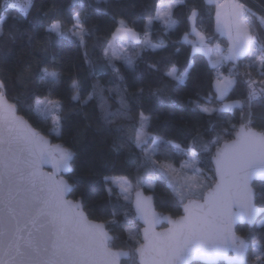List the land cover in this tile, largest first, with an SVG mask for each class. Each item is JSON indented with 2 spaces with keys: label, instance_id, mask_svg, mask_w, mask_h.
I'll return each instance as SVG.
<instances>
[{
  "label": "trees",
  "instance_id": "1",
  "mask_svg": "<svg viewBox=\"0 0 264 264\" xmlns=\"http://www.w3.org/2000/svg\"><path fill=\"white\" fill-rule=\"evenodd\" d=\"M163 2L172 3L174 26L167 27L156 19ZM242 2L248 7L250 29L264 42V0ZM9 4L0 0V13L6 17L4 34L0 36V78L6 85L4 93L36 129L74 153L72 172L68 175L74 186L70 196L82 200L90 218L106 223L114 237L112 247L131 251L130 258L124 259L122 264H138L133 250L139 245L137 241L141 242V225L132 200H124L119 187L109 177L123 175L135 179L147 161L152 165L146 152L153 144L158 149L157 161L180 166L189 156L186 149L192 144L197 166L208 181L200 187L199 196H190L187 200L201 198L215 181L213 158L220 146L231 140L242 125L264 132V99L260 98L259 83L264 81V76L250 67L249 58L245 57L248 66L235 77L226 96L239 101L240 105L221 108L214 87L216 68L192 42L196 39L195 27L210 42L219 41L224 47L228 46L227 37L215 30L217 5L214 0H32L27 14ZM194 8L197 16L193 21L189 17ZM76 13L89 30L84 44L67 35ZM54 19L62 22L64 36L45 31ZM122 19L140 33V39L127 44L121 52V57L136 61L135 71L125 59L105 56L109 38ZM149 20H152L150 26ZM144 42L156 47H144ZM29 63L31 79H22L21 68ZM149 63L157 64L161 71L150 72ZM113 65L119 69V74L113 71ZM173 65L177 75L190 67L188 78L181 82L164 76ZM43 67L61 70L57 84L49 87L41 82L39 68ZM246 73H251L257 81L258 98L251 105L247 102ZM73 81L78 82V88L71 87ZM138 88H143V92H138ZM156 89H162V94L153 95ZM43 98L60 101L57 115L64 117L60 122L69 130L66 137L55 134L52 116H44L39 111L37 100ZM173 100L176 103H172ZM197 104L216 111L201 112ZM141 113L150 118L148 125L176 124L177 127H167L164 131L176 128L187 143L177 149L164 142L169 140L166 137L159 143L151 137L138 147L132 130L139 127ZM119 145L123 146L115 150ZM146 173L147 178L153 180V186L142 183L140 188L152 194L160 214L180 216L186 200H181L172 188L169 176L161 174L156 164ZM253 185L256 204L264 208V181H255ZM236 230L250 244L248 264H253L252 246L258 244L264 252V223L239 224ZM258 264H264V259Z\"/></svg>",
  "mask_w": 264,
  "mask_h": 264
},
{
  "label": "snow or ice",
  "instance_id": "2",
  "mask_svg": "<svg viewBox=\"0 0 264 264\" xmlns=\"http://www.w3.org/2000/svg\"><path fill=\"white\" fill-rule=\"evenodd\" d=\"M8 6L19 8L27 14L32 7V0H13ZM171 7L168 5V11L163 13L158 10L156 18L164 17L165 23H169ZM222 7L223 5H218V9ZM196 16L197 10L194 8L189 19L194 21ZM216 18L218 30L226 31L231 42L228 56L224 59L234 61L240 57L249 58V66L255 67L264 76V44L259 43V37L245 21V5L236 3L230 20L222 21L219 10ZM5 19L0 13V36L4 34ZM72 20L73 26L67 33L68 38H76L84 44L89 30L79 13ZM45 31L57 36L65 35L62 22L58 19L52 20ZM121 33L124 34L122 39H138V33L127 27L123 20L113 39ZM144 47L156 46L144 42ZM105 56H108L107 51ZM113 56L125 59L135 71V60L115 56V53ZM147 67L153 73L161 71L155 63H149ZM113 71L119 74V69L114 65ZM189 71L190 67L177 75V69L173 65L163 74L173 81L182 82L188 78ZM39 72L42 73L41 82L49 87L57 84L62 74L60 69L49 70L48 67L39 68ZM19 75L22 79H31L32 65H24ZM245 75L249 87L247 102L251 105L258 98L257 81L252 78L251 73ZM216 83L217 91L223 98L235 81L224 77L218 78ZM259 83L260 98L264 99V81ZM5 87V82L0 80V264H119V257L129 256L130 253L113 251L108 243L111 237L104 225L90 222L84 215L80 202L73 203L64 198L69 191L67 182L41 171V165L45 163H52L57 170H69L74 153L60 145L49 147L43 136L16 115V106L5 99ZM71 87L78 88V82L73 81ZM137 91L142 93L143 88H138ZM162 92V89H156L153 95L159 96ZM172 103L176 101L173 100ZM37 106L47 114L54 112L59 103L37 100ZM196 107L204 113L216 111L200 104ZM223 107L231 108L232 105L225 104ZM63 118L53 114L56 128H59ZM149 119L141 113L140 127L132 130L138 147L148 138L145 127ZM154 140L159 143L164 138L155 137ZM164 142L173 144L177 149L181 147L172 140ZM122 146H116L115 150ZM154 150L155 145L150 151ZM186 151L193 154L190 159L194 162L193 145L190 144ZM214 158L219 181L203 196V203L189 199L184 204L186 215L178 220L157 216L151 211L147 201L137 193L136 208L147 225L144 228V242L137 241L139 247L133 250L139 253L140 264H189L194 258L212 262L219 257L227 258L229 249L236 252V257L233 258L235 261L246 264L244 252L248 245L235 235L233 225L238 220L252 223L258 215L264 214V208L256 206L255 193L250 186L253 177L264 178V133L242 126L237 133V140L218 149ZM170 169V165L160 166L159 171L167 175ZM198 186L202 187L198 181L193 180L186 187L191 190ZM127 198L126 196L125 199ZM180 198H185L184 192L180 193ZM162 219H169L172 227L165 232H156L155 226ZM262 259L264 257L261 254L255 255L257 262Z\"/></svg>",
  "mask_w": 264,
  "mask_h": 264
},
{
  "label": "rangeland",
  "instance_id": "3",
  "mask_svg": "<svg viewBox=\"0 0 264 264\" xmlns=\"http://www.w3.org/2000/svg\"><path fill=\"white\" fill-rule=\"evenodd\" d=\"M4 2H5V0H4ZM8 2L12 3L13 0H8ZM168 5L172 6V3L171 2H163V3H161L160 8H159V12L163 13V12L168 11V8H167ZM170 12H171V17H170V22L169 23H167V24L165 23V18L164 17L156 18V19L160 20L167 27L174 26L176 24V20L172 16V7L170 9ZM156 17H157V15H156ZM122 20L125 22L127 27L132 28L131 26H129L127 20H125V19H122ZM148 23H149V26H150L151 23H152V20H149ZM118 27H120V24H119ZM133 30L136 33H138V39H131V40L127 39V38L122 39L121 37L124 36L123 33L117 35L116 38L113 39V36L116 33V30L112 33V36L109 38L108 50H107L108 56L110 58H114V56H113L114 53H115V56L121 57V52L126 48L127 44L135 43V42H137L140 39L139 32H137L135 29H133ZM194 33H196L197 35H201V32H199L195 27H194ZM186 38L188 39V36H186ZM225 77H229V78L233 79L234 81L236 79L234 76H231V75H227ZM216 82H217V80L214 83V87H215V90L217 92V97L221 100V103H220L221 108L222 109H230V108H224L223 106L225 104L232 105L231 108H233L235 106H239V104H238L239 101L230 100V99H227V97H226L228 92H229V90L231 89V87L233 85L228 89V91L225 94V96L223 98H221L219 93H218V91H217V83ZM48 100H51L53 102H58L59 103V107L57 109H55L54 112L50 111L47 114H45L41 110L40 107H38V106L37 107H38V109H39V111L41 112L42 115H44V116H52V118H53V114L57 115L58 111L60 110V107H61L60 101L59 100H54V99H48V98L40 99V101H48ZM49 108H51V105H49ZM139 127H140V125H139ZM167 127L170 128V127H177V126L174 123H171L168 126L164 125L162 123H160V126H156L155 123L153 125H148L146 123L145 132L147 133L148 138L145 140V142L151 137H153V139H154L155 137L162 136V137L168 138L169 140L174 141L175 144H179L181 146L185 145L186 141L183 140V136L181 135V133L176 128L166 129L164 131V129L167 128ZM53 132L55 134H59L62 137H66L68 135V133H69V130L67 129L65 123H61L60 122L59 128H56V126L54 125ZM154 145L155 144H153L146 152L147 153V157L150 160L152 165L150 166V163L147 161V164H145L143 166V169L140 171V173H139L140 175H137L135 177V179H132L129 176H123V175H113V176L109 177L111 182L119 187V190H120V193H121L123 199L126 200V201H131V200L133 201L134 192L137 189L140 188V185L142 183L145 184L147 187H152L153 186V180L150 179L149 177L147 178L148 173H146L148 171V169L150 171V169L153 168V164H156L159 168H160V166H167V165L171 166V169L169 170V172L167 174L169 176V179H170V184H171L172 188L175 190V192L179 196H180L181 192H184V194H185V198L183 199L184 201L185 200L187 201V199L190 196H199L200 195L199 194V190H200L201 186H198V187H196L194 189H191V190L187 189V187H186L188 184L192 183L193 180L198 181L199 184L202 185V186H205L207 181H208V179L204 176V174H202L200 172L199 167L197 166V158H196V156H194V162H193V160L190 159V157H192L193 154L191 152H189V156L187 157L186 160H184L182 162V164L180 166H177V165L172 164V163H167V162H159V161H157V159L155 157V153L158 150L156 145H155V150L154 151H150V150H152L154 148ZM182 147H184V146H182ZM182 147H180V148H182ZM125 181H126V183H125ZM125 189H127V191H125ZM126 196L128 197L127 199H125ZM262 221H264V216L259 218L258 223L262 224ZM256 254H261L262 257L264 255V252L260 249L258 244H255V245L252 246L251 255H252V258H253V264L262 263L263 259L260 262H257L255 260V255Z\"/></svg>",
  "mask_w": 264,
  "mask_h": 264
},
{
  "label": "water",
  "instance_id": "4",
  "mask_svg": "<svg viewBox=\"0 0 264 264\" xmlns=\"http://www.w3.org/2000/svg\"><path fill=\"white\" fill-rule=\"evenodd\" d=\"M0 80H1V78H0ZM4 94H5V93H4ZM5 99L7 100V102H8L9 104H13L12 102L9 101V99H8V97H7L6 94H5ZM16 115L19 116V117H22L25 121H27V124L30 126L31 129H33L35 132L39 133V135L43 136V137L48 141V146H49V147H54L55 145H60L62 148H66V147H64V146L61 144V142H54V141L52 140V137H51V136H49V135H45L44 133H41L38 129H36V128L32 125V123H31V122H30V121H29V120H28L23 114L19 113L17 107H16ZM242 126L245 127V129H247V128H251V129H252L253 131H255V132H258V133H264V132H262V131H259V130L255 129V128H253V127H248V126H245V125H242ZM242 126H240V127L238 128V130L236 131L234 137H233L231 140L226 141L225 143H223V144L220 146L219 149H222V148L224 147L225 144H232L233 141H236V140H237V133L240 132V129H241ZM66 149H68V148H66ZM216 152H217V151H216ZM216 152H215V154H216ZM215 154H214V157H215ZM72 161H73V159H72ZM72 161H71L70 169L67 170V171H65V170H57V169H55V168L53 167L52 163H45V164H42V165H41V171L44 172V173H46V174L53 175L56 179H61V178H62L64 181L67 182V184L69 185V191L65 194V197H64V198H65L66 200H68V201H72L73 203H75V202H80V203L82 204V210H83V212H84V215L87 217V219H88L90 222H92V223H99V224H103V225H104V229H105V231L108 233V236L111 237V239L109 240L108 243H109V247H111V248L113 249V251H123V252H129V253H130L129 256H121V257H119V264H122V261H123L124 259H129V258H130V256H131V251H130V250H126V249H116V248L112 247V246H111V242L113 241L114 237H113L112 233L108 230L106 223L90 218V217L88 216V214L86 213V211L84 210V208H83L82 200H81V199H77V200H76V199H74V198H72V197L70 196V194H71V192H72V190H73V187H74L73 184H72V183L70 182V180L68 179V175L72 172ZM216 167H217V166H216L215 158H213V168H214V174H215V181H214L213 185H212L210 188H214V187H215V184L219 181V176L217 175ZM255 181H264V178L259 177V176H256V177H253L252 180L250 181V186L252 187V189H253V191H254V193H255V200H254V202H255V204H256V190H255L254 185H253ZM210 188H209V189H210ZM209 189H208V190H209ZM208 190H207V191H208ZM207 191L204 192L203 196L207 194ZM137 193L140 194L141 199L147 201L148 205L150 206L151 211H153L157 216L167 217V218H169L170 220H178V219H180L182 216H185V215H186V213H185V211H184V204L188 203L189 200H187L186 202H184V203L182 204V214H181L180 216L176 217V218H173V217H171L170 215H167V214H165V215L160 214V212L157 210V208H156V206H155V204H154V199H153V196H152L151 193H147L143 187L137 189V190L134 192V197H133V201H132V206H133V209H134V211H135V213H136L137 219H138V221L140 222V225H141V227H140V237H141V242H140V243H143V242H144V240H143L144 228H145L147 225L145 224L144 219L142 218V216L140 215V213L137 211V208H136ZM203 196H202L201 198H191V199H195V200L199 201L200 203H203ZM256 206H257L258 208H260L257 204H256ZM233 211H235V209H233ZM261 216H262V214H261V215H258V216L256 217L255 221L252 222V223H249V222H247L246 220H238V221L233 225V232L235 233V235H236L237 237H239V238L245 240L246 243H247V245H248V247L245 249V252H244V261H246V264H248V254H249V251H250V244L248 243V241H247L245 238H243V237H241V236L238 235L236 229H237V226H238L239 224H249L250 226H254V225H256V223L258 222V220H259V218H260ZM169 219H162V220H160V222L155 226V231H156V232H165L167 229H169L170 227H172L171 223L169 222ZM137 247H139V245H138ZM137 247H136V248H137ZM135 254H136L137 262H138V264H140L139 253H136V252H135ZM235 257H236V252H235L234 250H232V249H229L228 252H227V258H225V257H219V258H217L215 261H212V262H209V261L204 260V259H201V258H194L192 261L189 262V264H194V263H201V264H217V263H219L220 261L226 262L227 264H242V262L235 261V260L233 259V258H235Z\"/></svg>",
  "mask_w": 264,
  "mask_h": 264
},
{
  "label": "crops",
  "instance_id": "5",
  "mask_svg": "<svg viewBox=\"0 0 264 264\" xmlns=\"http://www.w3.org/2000/svg\"><path fill=\"white\" fill-rule=\"evenodd\" d=\"M214 1L216 3V0H214ZM224 2L225 3L223 4L222 8L218 9V6H216L217 7L216 8L217 11L219 10L220 13H221L222 21H227V20H230L232 18V14L234 12V5L236 3H243L244 4V2H242V0H224ZM247 13H248V7L245 5V21L247 22V24L250 27V22L248 20ZM263 21H264V19H263ZM215 29H216L217 32H219L220 35H224V36L227 37V39H228L227 40L228 41V46L227 47H224L223 45H221V43H219V41H215V42L212 43L206 37H204L202 35H197V34H196V39L192 41L193 44L200 45L202 50L204 48V50H206V52L207 51L209 52V59L212 61V63L214 61H216L220 57V54L222 52L226 51V53L228 55V49H229L230 43H231L229 38H228L227 32L218 30L217 18L216 17H215ZM139 35H140V33H139ZM260 41H262V40H260ZM260 41H259L260 44H262V43L264 44L263 41L262 42H260ZM236 60H234V61H236ZM238 104L240 105V102Z\"/></svg>",
  "mask_w": 264,
  "mask_h": 264
},
{
  "label": "built area",
  "instance_id": "6",
  "mask_svg": "<svg viewBox=\"0 0 264 264\" xmlns=\"http://www.w3.org/2000/svg\"><path fill=\"white\" fill-rule=\"evenodd\" d=\"M224 3H225L224 0H216L217 6L223 5ZM217 33H219V32H217ZM194 48L203 51L207 55V57L209 58V52L207 51L208 52L207 53L206 50H204V48L202 50L200 45L195 44ZM227 56L228 55H227L226 51H224L220 54V57L216 61L213 62L214 66L216 68L215 74H214L215 80H217L218 78L222 79L227 75L237 77L240 74L241 69L245 66H248L247 61L244 60L245 57H240L236 60V62L235 61L232 62L231 60L224 59V57H227ZM239 60H241L240 64H238Z\"/></svg>",
  "mask_w": 264,
  "mask_h": 264
}]
</instances>
